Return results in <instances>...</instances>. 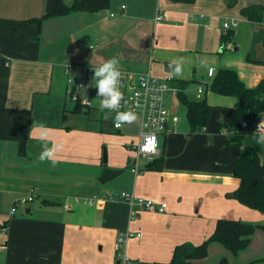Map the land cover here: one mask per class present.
Here are the masks:
<instances>
[{
    "label": "crops",
    "instance_id": "1",
    "mask_svg": "<svg viewBox=\"0 0 264 264\" xmlns=\"http://www.w3.org/2000/svg\"><path fill=\"white\" fill-rule=\"evenodd\" d=\"M256 5L262 19L253 21L242 11ZM55 7L56 0H0V264H110L125 228L142 233L127 245L132 264H172L176 246L201 244L220 218L264 222V213L235 197L237 146L227 144L226 132L219 130L220 122L233 121L239 100L206 88L209 67L235 69L249 87L264 78V0H109L103 9L44 18ZM231 30L234 39H226ZM114 56L123 70L170 78L180 90L208 101L205 130L192 133L188 119L177 115L160 136L162 170L134 174L126 143L137 140L138 118L116 129L115 114L99 111L93 68ZM179 58L182 75L175 76L169 63ZM66 65L82 67L72 78L85 83L81 93L90 106L69 97ZM94 108L102 123L91 139L73 121L76 113ZM40 124L63 144L55 166L38 159L42 148L34 125ZM247 131L244 144L263 158L264 143L251 135L253 126ZM106 166L121 173L101 183ZM120 191L165 201L167 208H138L131 215L122 200L75 201Z\"/></svg>",
    "mask_w": 264,
    "mask_h": 264
},
{
    "label": "trees",
    "instance_id": "2",
    "mask_svg": "<svg viewBox=\"0 0 264 264\" xmlns=\"http://www.w3.org/2000/svg\"><path fill=\"white\" fill-rule=\"evenodd\" d=\"M172 1L193 3L196 0ZM108 3L109 0H56L55 9L44 18L75 11H95L107 7ZM262 10L260 6L256 5L247 7L242 12L247 18L258 21L262 19ZM34 21L39 25L41 19ZM225 38L233 40L234 31H229ZM206 88L217 94L235 96L239 100L233 121L231 123L220 122L219 130L226 132L227 144L235 143L237 146L233 173L240 179V185L235 192V197L242 204L264 213V157L259 155L255 147L244 144L247 130L242 127L245 121L253 122L258 116L264 114V78L257 86L249 87L235 69L222 67L216 70ZM178 96L187 109L186 115L191 132L202 131L207 126L210 117V106L207 99L190 96L182 88ZM76 103L81 105L79 102ZM78 105L76 109L80 110ZM164 163V156L161 154L148 161L144 169L162 170ZM258 228L264 230V222L254 223L240 219L220 218L214 232L201 244L183 243L176 246L170 263L193 264L192 260L205 258L208 255V247L211 242L223 243L235 253L243 251L249 245L252 235ZM261 263L264 261H253L249 264ZM219 264L236 263L223 257Z\"/></svg>",
    "mask_w": 264,
    "mask_h": 264
},
{
    "label": "built area",
    "instance_id": "3",
    "mask_svg": "<svg viewBox=\"0 0 264 264\" xmlns=\"http://www.w3.org/2000/svg\"><path fill=\"white\" fill-rule=\"evenodd\" d=\"M162 18L159 13L156 21H161ZM225 27H229V23H225ZM81 69L82 67L78 65L65 66V71L68 75V95L72 101L79 102L83 106H90L91 103L88 97L81 93V90L85 88V83L81 79L75 80L72 78V73L81 72ZM121 70L123 72L121 91L124 93V100L126 101V103H122L121 111L131 110L135 112L139 123L137 140L126 143L128 150L132 152L129 156L131 170L134 174H139L144 170L141 163L142 158L150 161L161 155L160 136L168 131L170 122H177L179 119L177 115L171 112L169 97L178 95L181 90L172 83L170 78L160 79L149 71L131 73ZM215 73V68H208L210 77H213ZM198 91L201 93L203 89L199 87ZM113 114L115 113L113 112ZM259 122V119L253 122L245 121L242 127L245 130H249L253 126L255 129ZM124 126L125 124L121 127L115 126V128L122 129ZM205 129L206 127L203 128V130ZM32 199V195L20 198L16 201V205L26 203ZM106 199H118L127 202L130 206L131 215H134L138 208L159 212H163L167 208V202L165 201H156L129 191L93 195L82 199L76 197L75 201H83L93 205L100 204ZM15 210L16 206H13L11 211L14 212ZM3 230L6 231V225L3 226ZM141 235V232H136L130 228L120 230L115 242L114 260L110 264H132V258L127 253V245L132 238L141 237Z\"/></svg>",
    "mask_w": 264,
    "mask_h": 264
},
{
    "label": "clouds",
    "instance_id": "4",
    "mask_svg": "<svg viewBox=\"0 0 264 264\" xmlns=\"http://www.w3.org/2000/svg\"><path fill=\"white\" fill-rule=\"evenodd\" d=\"M184 61L182 58L173 59L169 63V68L172 69V75H182V65ZM200 66L207 67L204 60H201ZM123 72L120 66V59L112 57L99 66L93 68V80L95 81L96 96L99 98V111L107 113H115L114 124L116 127H121L124 124H132L136 121V113L129 111H121L124 100V93L121 91V81ZM107 119V114L105 115ZM39 129L38 139L41 141V152L38 159L41 162L49 161L53 166L59 163L58 153L63 150V144L52 139L50 130L43 124L34 125ZM255 132L258 133V142L264 143V119H262L256 126ZM29 138L32 136L29 134Z\"/></svg>",
    "mask_w": 264,
    "mask_h": 264
},
{
    "label": "rangeland",
    "instance_id": "5",
    "mask_svg": "<svg viewBox=\"0 0 264 264\" xmlns=\"http://www.w3.org/2000/svg\"><path fill=\"white\" fill-rule=\"evenodd\" d=\"M169 105L171 108L173 107L175 114L181 117V120L183 122L187 120L186 108L180 103L177 97H174V98L172 96L169 97ZM87 110H82L79 114L76 113L74 117L73 125L76 126V128L84 131L85 136L93 139L95 138L96 131L100 130L102 118L100 117V114H98L97 111H95L96 110L95 108L90 111H87ZM247 133L249 134L250 131H247L245 136H247ZM251 135H254L255 138H258L259 134L255 133ZM143 161H145V158L141 159V163H143ZM263 231H260L259 233L256 230L254 235L251 237V241L249 245L247 246V248L237 253L230 250L223 243L211 242L209 246H211V244L212 246L208 247V255L205 258L195 260L194 264H219L220 260L223 257H226L229 261L234 262L236 264H249L253 261H257V262L264 261L263 260L264 259V237L261 235L262 234L261 232ZM258 260H261V261H258ZM261 264H264V263H261Z\"/></svg>",
    "mask_w": 264,
    "mask_h": 264
},
{
    "label": "water",
    "instance_id": "6",
    "mask_svg": "<svg viewBox=\"0 0 264 264\" xmlns=\"http://www.w3.org/2000/svg\"><path fill=\"white\" fill-rule=\"evenodd\" d=\"M256 119H259V116ZM104 162L107 163L106 149L104 150ZM119 173H121L120 170L112 169V168H109L108 166H106L102 171V174H101V177L99 178V181L101 183H105V182L111 180L113 177H115Z\"/></svg>",
    "mask_w": 264,
    "mask_h": 264
}]
</instances>
